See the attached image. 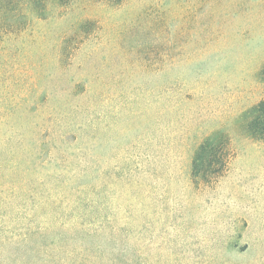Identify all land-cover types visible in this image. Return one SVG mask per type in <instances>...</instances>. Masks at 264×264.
Segmentation results:
<instances>
[{
    "label": "rangeland",
    "instance_id": "1",
    "mask_svg": "<svg viewBox=\"0 0 264 264\" xmlns=\"http://www.w3.org/2000/svg\"><path fill=\"white\" fill-rule=\"evenodd\" d=\"M263 68L264 0H0V264H264Z\"/></svg>",
    "mask_w": 264,
    "mask_h": 264
},
{
    "label": "trees",
    "instance_id": "2",
    "mask_svg": "<svg viewBox=\"0 0 264 264\" xmlns=\"http://www.w3.org/2000/svg\"><path fill=\"white\" fill-rule=\"evenodd\" d=\"M261 76L264 79V68ZM8 87L7 84L5 88ZM242 119L246 120L244 128L250 138L264 140V99L248 109ZM230 144V138L222 131L214 132L204 139L197 148L192 162L191 178L194 184L215 182L223 176L231 158ZM3 198V195H0L2 210L4 209L2 204L5 203ZM3 226L2 224V232Z\"/></svg>",
    "mask_w": 264,
    "mask_h": 264
}]
</instances>
